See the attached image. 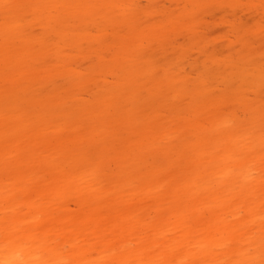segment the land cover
I'll return each mask as SVG.
<instances>
[{"label": "rangeland", "instance_id": "374dc122", "mask_svg": "<svg viewBox=\"0 0 264 264\" xmlns=\"http://www.w3.org/2000/svg\"><path fill=\"white\" fill-rule=\"evenodd\" d=\"M11 1L9 13L22 23L0 30V57L8 43L17 56L8 70L0 65V93L10 91V123L16 126L8 134L9 151L1 150L0 129V179L20 176L27 183L37 174L50 188L74 184L95 168L112 189L144 196L163 183L167 189L160 194L174 200L136 210L139 217L167 219L148 228L115 226L102 215L112 212L104 205L84 210L94 219H73L82 213L74 203L48 209L41 225L51 247L63 249L75 264L80 247L72 244L89 248L83 239L93 240V257L112 254L111 264H133L132 251L154 243L163 252L152 258L159 264H182L183 256L186 264H239L219 245L235 248L238 230L208 219L183 231L175 217L191 208L201 217L202 206L177 202L209 169L216 173L212 192L220 190L217 181L225 180L220 176L228 167L264 169V0ZM20 33L23 40L8 41ZM260 175L264 187V171ZM32 187L23 198L45 201ZM12 202L18 196L8 200L0 188L3 207ZM70 225L75 227L68 231ZM168 238L176 245L185 241L176 254L165 251L174 243Z\"/></svg>", "mask_w": 264, "mask_h": 264}, {"label": "bare ground", "instance_id": "6f19581e", "mask_svg": "<svg viewBox=\"0 0 264 264\" xmlns=\"http://www.w3.org/2000/svg\"><path fill=\"white\" fill-rule=\"evenodd\" d=\"M11 3V0H0V30L4 29V33L8 30L7 27H14L13 30L17 28L20 29L22 23L17 16L11 14L12 12L9 13L10 9L8 6ZM7 39L8 41L13 42L23 40L22 33H20L19 37H16V35H10V37L7 36ZM4 48L9 49L3 52L2 57H0V65L5 66L7 68L6 70H8L17 63V56L15 55L13 46L9 43L7 46H4ZM9 94L10 91L8 90H3L0 93V129L5 133V139L1 141V150L3 151L10 150L9 147L11 144L9 143L10 139L8 138V134H10L9 132L16 126L15 123H10V121L14 119V114L9 111ZM15 116L19 120L24 121V113H19ZM231 155L232 157L237 158L236 156L240 154L233 152L232 154L230 153V156ZM243 167L244 169L242 172H237L231 167L225 169L224 176H220L225 180L217 181L218 188L216 189L220 190H215L213 192L211 191V189L213 190L214 188L212 182L216 180L213 175L216 173L215 170L213 171L209 169L208 172L206 171L197 183H194L196 189L194 186L192 192L179 195L180 198L177 202L179 206L184 205L185 203L193 206H202L203 214H201L200 217V214L192 213L193 208L184 211L181 209V213H177L175 218L179 220L178 225L183 231H186L187 228L205 224V221L208 219H212L214 224H225L233 227L239 231V234L236 237L237 243L235 248H230L229 243L226 244L220 242L219 245L223 247V254L230 255L234 253L236 259L239 258V261H237L239 264H264V197L262 196L264 194V187L262 186L263 176H259L264 169L259 166L254 167L250 164L247 165L246 163H243ZM105 175V173H102V176ZM102 176L95 168H92L90 173H85L82 176L76 177L74 184L57 183L50 188H47V185L41 180L40 176H37V174L31 175L29 182L27 183H22V177L20 178V176H16L15 180L12 182H9V178L0 179V188L3 189L6 194V199L13 200L17 196L19 199V202H12L11 206H6V209L0 203V212L4 214L3 218H0V229L3 230L5 235L0 237V264H75L73 260H70L65 255L63 249L51 247L52 244H49L48 242L50 241L45 238V235L49 231L47 230V227L41 225V215L48 212V209L51 210L55 207L58 209L68 208L70 203H74L77 207H81L82 212L81 214L76 215L73 219H78L77 217L86 219L87 217H93V215H88L84 210L95 204L99 206L101 205L102 208L103 205L111 208L112 212L104 211L102 215L110 221H113V224H116L115 226H120L122 223L128 225L129 228H148L154 227L167 220L163 215H159L158 218L156 217V220H152V218L148 216L139 217L136 213V210L142 209L146 205L149 206L150 203H152V205L173 203L174 200H170V193L165 195L160 194L161 191L167 189V185L161 183L160 186H151L149 192L146 191L143 193L146 194L144 195L147 196L146 198L136 192L120 191L117 188L112 189V187L106 182L107 180ZM209 177H211L213 181L209 179ZM249 182L251 184H249ZM252 182H256L255 185ZM33 184L37 188V192L46 196L45 201L32 197L28 200L23 198L22 193H29L33 188ZM81 186H83L84 190L88 189L90 192H83ZM224 187L226 188L222 189ZM54 193H60L61 196H51ZM66 193H78V196L75 197L73 194L66 195ZM160 196L162 197L160 198ZM156 198L157 200L154 201ZM21 203L25 205L22 210L19 209ZM125 205L130 206L131 208L124 207L123 209H120L121 206ZM156 209L157 208L153 210L156 211ZM5 210L7 211L4 212ZM23 210L27 212H24ZM92 219H94V217ZM193 219L196 220L194 221ZM83 222L86 224V220H83ZM154 223L157 224L153 225ZM24 224L29 225V228L24 230ZM97 226L101 227L100 224H98L93 225L91 228ZM74 227L75 225H70L67 229L70 231L73 230ZM79 230H81L79 231L81 236H84L86 233L84 228L81 227ZM185 236L186 235H184V237ZM176 238H168V241L174 242L173 244H167V249L165 251H168V254H176V251H178L180 246L185 242L181 241L176 245L175 242L178 241ZM30 241H33L34 245L27 246ZM82 241H86L89 248L80 245L82 243L79 244L78 242H75V240H73L75 244H72L75 248L80 247L74 252L75 254L80 252L77 264H98L101 263L100 261L103 258L105 262L102 264H111V260L113 259L112 254H106V250H104L102 255L103 258L93 257V240L83 239L79 242ZM191 245V243H187L186 248H189ZM171 246L172 248H170ZM158 247L159 246L155 243L152 244L151 247L141 244L140 249L136 251L130 250L134 253L132 255L133 264H141V262L143 264H159L155 263L156 261H152V258L163 257V252L158 251ZM52 248H56V253L50 257V254L48 253L51 252ZM43 250H45V252H43ZM202 251L206 252L208 250L205 249ZM143 254L147 255L145 257V262L141 261V255ZM23 255L24 257H22ZM186 260V257L183 256L178 262L186 264ZM197 264L201 263L198 262Z\"/></svg>", "mask_w": 264, "mask_h": 264}]
</instances>
